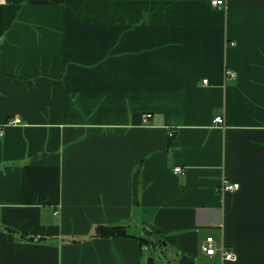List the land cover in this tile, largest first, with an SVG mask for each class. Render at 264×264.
Segmentation results:
<instances>
[{"label": "crops", "instance_id": "obj_1", "mask_svg": "<svg viewBox=\"0 0 264 264\" xmlns=\"http://www.w3.org/2000/svg\"><path fill=\"white\" fill-rule=\"evenodd\" d=\"M213 1L2 0L0 264H264V0Z\"/></svg>", "mask_w": 264, "mask_h": 264}, {"label": "built area", "instance_id": "obj_2", "mask_svg": "<svg viewBox=\"0 0 264 264\" xmlns=\"http://www.w3.org/2000/svg\"><path fill=\"white\" fill-rule=\"evenodd\" d=\"M2 0H0V3ZM213 4L218 7H226L227 3L225 0H214ZM231 75H235L234 72H230ZM207 82V79L204 80ZM152 117V113H145L144 114V120L148 122V120ZM21 122V118L19 117H13L8 120V125L13 124H19ZM216 123L222 124L224 122L223 117H216L215 119ZM3 133V130L0 129V135ZM174 171L176 173H182L184 171L182 166L175 167ZM239 188V183H232L229 180L225 179L222 183V186L220 187V191H234ZM201 251L205 253L206 255L213 256L217 253H219L223 260H236L237 255L230 249H228L223 243L221 245H217L216 240L214 236L208 235L203 242L201 243Z\"/></svg>", "mask_w": 264, "mask_h": 264}, {"label": "rangeland", "instance_id": "obj_3", "mask_svg": "<svg viewBox=\"0 0 264 264\" xmlns=\"http://www.w3.org/2000/svg\"><path fill=\"white\" fill-rule=\"evenodd\" d=\"M147 240L152 241V245L148 246L145 250L146 261L151 256L154 258L156 264H177V254H180L176 247L173 245L166 246L164 240H160V238H148Z\"/></svg>", "mask_w": 264, "mask_h": 264}, {"label": "trees", "instance_id": "obj_4", "mask_svg": "<svg viewBox=\"0 0 264 264\" xmlns=\"http://www.w3.org/2000/svg\"><path fill=\"white\" fill-rule=\"evenodd\" d=\"M176 145V138L175 136L172 137L170 141V146L174 147ZM134 193L137 197L138 195V181L137 178L134 181ZM98 236L101 237H111V236H128V232L125 226L123 225H112V226H106V225H100L97 227V233ZM148 264H156L153 257L149 258Z\"/></svg>", "mask_w": 264, "mask_h": 264}]
</instances>
